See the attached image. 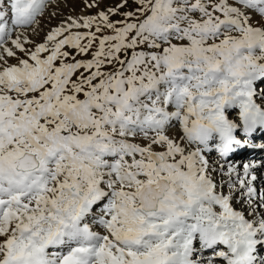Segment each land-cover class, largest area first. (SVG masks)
<instances>
[{"label":"snow or ice","instance_id":"1","mask_svg":"<svg viewBox=\"0 0 264 264\" xmlns=\"http://www.w3.org/2000/svg\"><path fill=\"white\" fill-rule=\"evenodd\" d=\"M58 7L0 0V264H264V159H231L264 152V0H119L30 40Z\"/></svg>","mask_w":264,"mask_h":264},{"label":"rangeland","instance_id":"2","mask_svg":"<svg viewBox=\"0 0 264 264\" xmlns=\"http://www.w3.org/2000/svg\"><path fill=\"white\" fill-rule=\"evenodd\" d=\"M119 0H102L101 9H89L84 6V0H59V7L50 9L49 11H55L57 15L53 17L51 20L48 18L42 19L41 22V28L42 31H39V34H35L29 29L26 32V35L30 40H33L37 43H41L44 40V36L46 35L47 31L50 27L55 26L60 22V20L64 19L65 17L71 15V16H81V15H95L97 11L103 10L107 7L114 6L116 3H118ZM113 19H119V17H113ZM31 47V45H29ZM14 63V61H12ZM261 140H264V137L257 138V142H260ZM257 154V155H256ZM241 155H247L246 158H243ZM251 155L253 158H250ZM256 155V156H255ZM236 156L240 158H236ZM255 156V157H254ZM232 160H236L239 162H248L249 160H255L259 161L261 159H264V152L260 151H254V150H245L238 152L235 156L231 157ZM257 175L259 176L261 169H257ZM259 184V181L257 182Z\"/></svg>","mask_w":264,"mask_h":264},{"label":"bare ground","instance_id":"3","mask_svg":"<svg viewBox=\"0 0 264 264\" xmlns=\"http://www.w3.org/2000/svg\"><path fill=\"white\" fill-rule=\"evenodd\" d=\"M257 138H261V137H257ZM249 151H250V150H249ZM256 152H257V151H256ZM256 155H257V154H256ZM256 155H255V156H256ZM241 156H243V158H246V157H247V155H245V156H244V155H241ZM248 156H250V158H253V156H251V155H248ZM255 156H254V157H255ZM236 158H240V157L236 156ZM237 207H238V205H237Z\"/></svg>","mask_w":264,"mask_h":264}]
</instances>
